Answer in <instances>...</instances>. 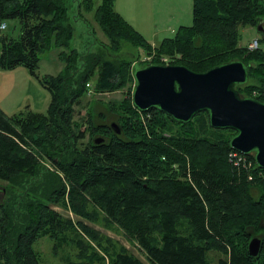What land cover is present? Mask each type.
I'll use <instances>...</instances> for the list:
<instances>
[{
    "label": "trees",
    "instance_id": "16d2710c",
    "mask_svg": "<svg viewBox=\"0 0 264 264\" xmlns=\"http://www.w3.org/2000/svg\"><path fill=\"white\" fill-rule=\"evenodd\" d=\"M78 1L79 15L87 20L85 12L94 10L111 45L97 42L104 48L84 54L62 52V72L40 76L41 54L70 46L72 0H0V22L21 23L19 37L0 35V70L25 66L51 93L45 114L7 115L0 109V179L8 182L0 202V264H42L34 243L44 236L55 250L77 248V259L68 254L67 264H145L87 219L122 228L151 264H212V249L222 253L214 264H264V168L233 165L228 154L236 131L212 127L207 111L182 122L158 107L138 109L133 70L144 64L120 50L123 39H133L156 53L152 63L167 64L159 59L167 54L168 64L194 71L241 60L249 78L237 89L242 97L264 102V35L256 49L239 45L240 26L264 21V0H193V24L155 47L126 29L115 0ZM108 50L116 55L106 58ZM88 83L95 93L125 87L129 93L121 100L89 102L78 120L75 105L88 93ZM98 137L103 140L96 142ZM52 203L81 219L61 215ZM253 236L262 239L258 256L248 250Z\"/></svg>",
    "mask_w": 264,
    "mask_h": 264
},
{
    "label": "rangeland",
    "instance_id": "374dc122",
    "mask_svg": "<svg viewBox=\"0 0 264 264\" xmlns=\"http://www.w3.org/2000/svg\"><path fill=\"white\" fill-rule=\"evenodd\" d=\"M97 1L98 3L101 2V0ZM72 2L73 6L70 14L73 16L72 20H74V36L71 39L70 46L68 48L53 46L50 50L41 54L37 71L41 76L59 74L64 65H66V61L60 55L62 52L67 55L71 52V49H76L79 53L84 54L89 50L96 51L99 46L103 47L100 45L102 43L111 45L109 37L94 18V10L88 13L85 12L88 18L85 20L83 16L79 15V1L72 0ZM115 9L130 25L126 29L130 30L131 33H139L143 40L148 44H152V47L159 45L166 37H173L180 26H190L194 22L193 0H115ZM75 15L77 16L75 17ZM5 22L7 23V28L3 33H7L13 38L19 37L21 34L20 21L18 19H8ZM240 31L242 33L239 43L241 47L248 46L251 41L260 39L262 36L258 28L254 26H240ZM97 42L102 43L97 44ZM135 42L133 39H123L120 45L121 53L127 54V57L132 55L136 61L144 65L152 63L154 57L157 56L156 53L149 54ZM261 45L263 46L262 43ZM115 55L114 51L108 50L106 58ZM163 58L168 61L172 60L167 54H163L161 57L159 55L161 61ZM175 58H177V55ZM250 82L251 84L257 83L255 79H251ZM89 88L88 93L75 105V119L80 120L85 115L88 103L93 100L107 103L113 100H121L129 93L127 87L122 90L103 93H95L93 91V83ZM50 102V91L41 84L37 76L33 75L27 67L17 66L12 69L0 70V109L7 115L17 114L26 110L45 114L48 112ZM87 134V137L83 140L84 143L89 140L90 134ZM46 163L54 170L52 162L47 161ZM7 184V181L0 179V202H3L7 197ZM50 206L65 217H71L75 221L81 219L80 216L63 205L52 203ZM84 221L100 230L106 236L118 241L119 244L124 245L145 264H151L145 250L116 224L108 225L103 221H91L88 219ZM34 248L40 253L42 264H67L64 259L68 254L73 259H77L78 254L77 248L70 245L66 246L62 251L55 250L54 241L49 236L39 238L34 243ZM221 255V252L213 249L208 253L212 264Z\"/></svg>",
    "mask_w": 264,
    "mask_h": 264
},
{
    "label": "water",
    "instance_id": "95a60500",
    "mask_svg": "<svg viewBox=\"0 0 264 264\" xmlns=\"http://www.w3.org/2000/svg\"><path fill=\"white\" fill-rule=\"evenodd\" d=\"M257 28L264 35L263 22ZM133 77L132 98L138 109L158 107L182 122L207 111L212 127L236 131L231 147L254 154L257 165L264 168V102L242 97L237 89L238 84L249 78V69L243 61L233 60L206 71H194L183 64H134ZM111 126L120 132L116 122ZM102 140L98 137L96 142ZM261 248V237L253 236L249 253L258 256Z\"/></svg>",
    "mask_w": 264,
    "mask_h": 264
},
{
    "label": "built area",
    "instance_id": "2783aa9c",
    "mask_svg": "<svg viewBox=\"0 0 264 264\" xmlns=\"http://www.w3.org/2000/svg\"><path fill=\"white\" fill-rule=\"evenodd\" d=\"M7 28V23L5 21L0 22V35L3 34L4 30ZM260 45L258 39H254L249 43V48L250 49H256ZM163 61L168 63L169 61L163 58ZM88 86L90 87L91 84L88 83ZM229 161L237 166L238 168H243L245 170L250 171L251 169H254L256 166V162L253 158L250 157L248 154H244L238 150L232 149L229 154ZM250 179L253 177L252 175H249Z\"/></svg>",
    "mask_w": 264,
    "mask_h": 264
},
{
    "label": "crops",
    "instance_id": "0c3cea01",
    "mask_svg": "<svg viewBox=\"0 0 264 264\" xmlns=\"http://www.w3.org/2000/svg\"><path fill=\"white\" fill-rule=\"evenodd\" d=\"M64 67H65V65H64ZM64 67H63V69H64ZM63 69H62V70H63ZM62 70H61L60 72H62ZM60 72H59V73H60ZM40 76H41V75H40ZM45 88H46V87H45Z\"/></svg>",
    "mask_w": 264,
    "mask_h": 264
}]
</instances>
